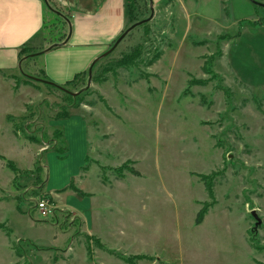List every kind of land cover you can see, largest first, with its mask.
Wrapping results in <instances>:
<instances>
[{
    "label": "rangeland",
    "instance_id": "374dc122",
    "mask_svg": "<svg viewBox=\"0 0 264 264\" xmlns=\"http://www.w3.org/2000/svg\"><path fill=\"white\" fill-rule=\"evenodd\" d=\"M49 1L28 52L64 43L69 35V12ZM247 2V9L225 2L221 24L215 25L202 15L181 18L196 9L214 18L208 1L197 8L198 0H163L144 26L130 29L111 52L101 56L115 40L97 56L89 84L88 70L68 84L44 83L33 78L43 79L42 72L30 77L20 71L41 91L23 114L26 95H9L0 87V104L21 116L13 117L14 131L27 140H12L8 125L0 123V154L25 169L34 163L31 148L35 154L43 150L36 154L37 170L14 178L0 160V222L10 225L16 216L8 199L13 198L25 220L49 223L24 230L33 240L50 243L52 222L70 234L60 247L37 256L42 246L24 240L31 264L117 259L104 244L124 255L146 254L137 264H264V7ZM143 5L139 0L137 21L150 15V6ZM127 20L124 30L137 22ZM76 112L83 117L88 156L78 167ZM64 113L68 116L58 117ZM201 176L211 182L212 197ZM70 182L87 195L59 197L82 212L60 211L53 203L42 217L35 204L45 189ZM202 203L207 213L196 224ZM252 210L260 218L257 225ZM85 226L102 237L105 249L83 235Z\"/></svg>",
    "mask_w": 264,
    "mask_h": 264
},
{
    "label": "crops",
    "instance_id": "0c3cea01",
    "mask_svg": "<svg viewBox=\"0 0 264 264\" xmlns=\"http://www.w3.org/2000/svg\"><path fill=\"white\" fill-rule=\"evenodd\" d=\"M53 1L66 9L70 14L68 18L69 35L64 43L53 45L52 47H49L43 51L31 53L28 52L27 45L28 42L34 39L33 36H35L44 26L43 22L46 18L45 9H48L47 4L44 2V0H0V87L6 88L5 91H7L9 95H26V99L20 102L21 107L24 108L22 114L26 107L29 106V102L32 101V98L41 99V91L30 84L24 83L23 81L27 78L22 77L20 75V71L23 74L29 76L34 73L42 72V76L44 77L43 79L55 80L56 82L58 81L59 84H66L69 81L71 82L76 77L81 76L86 70H88L92 60L96 59V57L101 54V52L107 46L109 47V45L114 40H116L121 32L125 29V26L128 25V18L126 16L124 7L125 0ZM162 1L163 0H152V5L156 9ZM202 1H208L210 6H214L215 11H209L210 13L215 14L214 18H212V15H203L199 13L200 9H196V7L195 13H185V15L188 16L185 17L183 14L181 18L189 19L188 17L191 16L197 20V18L202 15L201 17L207 19L209 22L219 25L220 21L223 19L220 18L219 15L222 16L224 14L223 8H225V2L228 3L230 0H198L199 5H197V8L201 7L200 2ZM233 1L237 2V4H239L242 9H247L249 7V4H247L248 0ZM184 6L187 8L186 5ZM253 10L254 8H251L252 13ZM249 16H252V14L246 15L243 17V19H249ZM234 21L236 22L238 20L233 18L232 23H234ZM184 28L186 29V26ZM187 29L189 28L187 27ZM198 29L199 28L194 27L193 30L197 32ZM199 30L204 29L200 27ZM231 40L233 41L235 39ZM32 43L36 44L38 43V40L36 39ZM57 46L60 48L55 49V51L48 52L51 51L53 47ZM61 55L65 58H62ZM62 72L64 74L59 75ZM1 98L2 97L0 96V100ZM6 108L7 106L3 107V105L0 104V110H2L0 111V123H4L6 126L8 125V128L5 132L10 135L11 139L14 141L17 138L23 140V142H27L26 139L20 137L14 131L13 117H19L20 115H16ZM75 114H77V112ZM71 118H73L72 115ZM74 119V124L76 126H74L75 129L73 131V136L77 137L76 140L80 144L79 151L77 152L78 158L75 165L78 167L82 165L84 159L88 157L86 155L87 141L85 140L87 137L83 117H74ZM63 121L64 120H62V122ZM5 132H2L1 135H3ZM28 141L32 142L30 140ZM35 150L31 148V152H33L32 154L34 156V163L30 168L21 169L15 164L13 160L7 159L4 154H0V160L2 165L5 167H7L5 165L6 160H11L20 172L30 171L32 169L34 170V164L36 161L35 158L37 156L36 154H39L41 151H43L42 148L38 147L35 154ZM77 173L78 171L74 173L75 176ZM14 176L15 174L12 175V178H14ZM62 186L56 187L52 185L50 189L46 188L45 195H48L54 200V203H56L55 207L60 211L67 209L66 207H70L69 211L75 210L78 211V213L82 212V210L79 209V206H75V203L70 202L69 205L67 202H65V198L68 197H64L63 199L59 197V195L62 193H75V191L72 189H63L67 185ZM0 199L3 198L0 196ZM8 199L12 200L15 205L14 209L16 211V216L13 218V220H11L9 223L10 225L0 222V225L3 226L0 227V264H26L28 260L31 264V256L29 251H26L29 246L24 245V240H30L31 242L36 240L38 243H34V245L42 246V248L37 249L38 252L35 253V256H37L39 253H46L44 250L57 249L60 247L64 237H70V234L67 233L68 231H63L59 228L58 223L50 222V226L52 227L50 239L52 241L48 244H43L38 239L33 240L28 234H24V230L28 229L30 224H33V226H41L42 224L49 223L35 222L34 220L29 221L28 218L25 220L26 216L24 214V209H18V204H16L13 198ZM82 233L83 235L86 233L91 237L97 238L102 244L105 243L101 240L102 237L99 234L97 235L95 232H93L90 227L83 228ZM11 234H17V236L11 240ZM104 245L111 250L118 251L116 248L110 247L106 244ZM108 257H105L104 261H102V264H121L120 261H123L120 258L118 259V257L117 259H111V257ZM56 263L59 262L56 261Z\"/></svg>",
    "mask_w": 264,
    "mask_h": 264
},
{
    "label": "trees",
    "instance_id": "16d2710c",
    "mask_svg": "<svg viewBox=\"0 0 264 264\" xmlns=\"http://www.w3.org/2000/svg\"><path fill=\"white\" fill-rule=\"evenodd\" d=\"M138 1L139 0H125V12H126V16L127 18H129L132 22H135L137 21L138 19L136 18V12L138 11L139 9V6L138 5ZM149 3V0H144V5L146 8H148L147 4ZM49 4H50V1L47 0V6L49 7ZM142 19V18H141ZM140 19V20H141ZM254 21L252 20H249V23H252ZM143 26L146 24L145 23H142ZM222 35V34H221ZM219 36V37H222V36ZM224 35V34H223ZM134 53H137L136 50L134 49L133 50ZM160 54H157L155 55L154 57H152V59L148 62V65H150L151 63H153L155 60L158 59ZM191 81V80H190ZM189 81V83H190ZM192 81H199L197 79H193ZM24 83H27V84H32V82L29 80V79H26L23 81ZM70 83L67 82L66 84ZM188 83V82H187ZM54 85V84H53ZM191 85V83L189 84ZM68 114L64 113L58 117L60 118H63V117H67ZM30 140H32L34 142V140H36L35 138H32V137H28ZM5 165L8 167V169L12 170L13 173L15 174L14 177H16V175L18 173H20V171L18 170V168L15 166V164L11 161V160H6L5 162ZM125 164H123L122 166L124 167ZM122 166H120L122 168ZM40 167V166H39ZM39 167H35V169L37 170ZM85 166H83L82 168H84ZM116 168V169H121V168ZM132 172H135V171H132ZM201 178L204 180L205 182V189L207 191V194L209 197H212L213 196V190H212V185H211V182L208 180V178L206 176H201ZM70 188L72 189L73 191H75V193H78V194H81V195H87L86 193H83L82 190L78 189L72 182H70L66 187H64L63 189H66V188ZM45 195V194H44ZM48 196V195H46ZM48 198L50 199V201L52 203H54V200L48 196ZM17 208L21 210L20 206L17 205ZM205 213H207V208H206V205L204 203H202V207L198 210V212L196 213V218H195V223L196 224H199L201 223V221L203 220V217L205 215ZM0 227H3L2 225H0ZM86 238L87 239H92L93 242L97 243V245H99L100 247H103L104 249L106 247H104L99 241L97 238L95 237H91L87 234H85ZM88 250L90 251L89 247H88ZM110 252L114 253L117 255L118 258H120L121 260H123L124 262H126L127 264H137L136 261L137 260H140V259H144L146 258V254L143 255V253H138V254H132L131 256L130 255H124L122 253H119L117 251H114V250H111L110 249Z\"/></svg>",
    "mask_w": 264,
    "mask_h": 264
},
{
    "label": "water",
    "instance_id": "95a60500",
    "mask_svg": "<svg viewBox=\"0 0 264 264\" xmlns=\"http://www.w3.org/2000/svg\"><path fill=\"white\" fill-rule=\"evenodd\" d=\"M250 1H252V3H254V4H257V5L261 6V7H264V3H262V2H258V1H255V0H250ZM44 2L47 4V0H44ZM152 4H153L152 0H149V4H148V6H150V15H149V17L143 18V19H141V20H139V21L131 24V26H129L126 30H124L123 32H121L120 36L114 41L113 45L110 46L111 48L109 50H107L106 52H104L103 54H101V56H104V55L108 54L109 52H111L117 46V44L124 38V36L127 34L126 32H129L130 29H132V28H134V27H136L138 25H141L142 23L147 22V21L150 20V18H152L153 13H154V8H153V5ZM55 45H58V44H55ZM98 58L99 57H96V59H98ZM96 59L92 60L90 66L88 68V73H87L88 74V77H89L88 78V84L90 83V80H91L90 79L91 78V74L90 73L92 72V66L97 61ZM33 78L35 80H38V81H41V82H44V83L52 84V82H50L48 80H45V79H41V78H37V77H33ZM55 86H57V85H55ZM65 91L67 93L71 94V95H75L76 94L74 92H69L67 90H65ZM254 211L255 210H252L250 212H251L252 216L256 219V224L255 225H257V224L260 223V218L258 217V215L256 214V212H254Z\"/></svg>",
    "mask_w": 264,
    "mask_h": 264
},
{
    "label": "built area",
    "instance_id": "2783aa9c",
    "mask_svg": "<svg viewBox=\"0 0 264 264\" xmlns=\"http://www.w3.org/2000/svg\"><path fill=\"white\" fill-rule=\"evenodd\" d=\"M35 205L40 215L42 217H47L52 211L53 203L50 201L48 196L43 195L41 198L37 200Z\"/></svg>",
    "mask_w": 264,
    "mask_h": 264
}]
</instances>
